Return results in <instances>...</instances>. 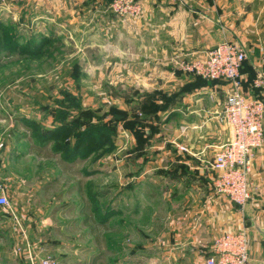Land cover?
I'll return each instance as SVG.
<instances>
[{"label": "rangeland", "instance_id": "obj_1", "mask_svg": "<svg viewBox=\"0 0 264 264\" xmlns=\"http://www.w3.org/2000/svg\"><path fill=\"white\" fill-rule=\"evenodd\" d=\"M113 1L0 0V133L17 121L46 123L57 130L56 139L50 137L56 151L66 150L68 158L88 157L60 175L56 192L50 195L54 202L62 203L56 220L62 219L58 225L66 234L58 232L59 242L21 241L16 222L0 210V222L9 226L8 230L0 226V264H42L56 253L53 259L58 264L148 263L143 254L145 242L149 234L159 236L163 195L156 177L146 180L152 186L145 183L135 187L136 191L128 190V169L132 173L140 169L137 157H143L140 153L148 147L151 151L146 157H161L160 139L175 134L176 119L170 109L179 98L168 91L150 93L141 82H127V60L135 54L129 51L135 42L128 32L129 23L143 12L120 16L111 8ZM139 40L142 43L143 36ZM118 74L122 81L117 80ZM202 84L197 79L196 86ZM196 86H185L183 91ZM119 125L127 129L122 128L123 142L132 133L137 147L122 144V140L117 144ZM85 132L89 144L78 153L77 143ZM56 160L63 165L59 157ZM96 162L103 165L97 173ZM117 183L122 187L119 216L126 223L121 227H113L114 215L106 212L116 198ZM85 200L91 205L90 212L83 208ZM54 209L52 206L49 212ZM91 211L95 221L83 222V215ZM104 214L102 224L99 218ZM250 230L251 243L262 242L251 225ZM156 248L159 250L158 243ZM35 252L41 257L26 261Z\"/></svg>", "mask_w": 264, "mask_h": 264}, {"label": "crops", "instance_id": "obj_2", "mask_svg": "<svg viewBox=\"0 0 264 264\" xmlns=\"http://www.w3.org/2000/svg\"><path fill=\"white\" fill-rule=\"evenodd\" d=\"M138 1L143 3V14L129 23L128 32L135 39L129 51L135 54L127 60V82H141L150 93L168 91L179 98L170 109L176 119L175 134H164L160 139L161 157H146L151 151L148 147L140 153L143 157H137L139 165L142 164L140 169L134 173L128 169V190L136 191L135 187L145 183L152 186L146 180L156 177L163 195L164 217L159 236L149 234L145 242L143 254L147 264H205L207 257L212 255L211 245L217 237L226 231L241 230L249 236L250 225L262 240L251 243L249 238L251 262L264 264L261 245L264 240L253 224L256 222L264 228V145L255 150L251 159L252 197L249 202L240 207L217 194L214 190L217 174L210 164L230 139V130L222 119L230 85L226 81H204L182 72L176 65L182 59L204 56L222 41L238 43L247 54L242 67L244 92L264 101V0ZM142 36L141 43L137 40ZM117 78L123 80L120 74ZM197 79L203 82L202 86H196ZM193 84L195 89L183 91L185 86ZM122 128L126 129L119 125L117 144L120 145L122 140V144L127 142L133 148L137 147L132 133L123 142ZM52 136L56 139L55 128L46 123L24 124L20 121L11 123L0 133V196L6 195L10 202L9 207L0 206V210L16 222L15 231L23 242H59L58 232L66 234L62 225H58L62 219L56 220L62 203L54 202L50 195L56 192L55 183L60 175L68 174L73 164L88 158L63 161L69 157L68 153L54 149ZM77 144L79 152L83 153L87 147L86 132ZM178 145L185 146L187 152L181 151ZM56 157L62 160V166ZM129 159L134 163L133 157ZM96 163L94 169L97 173L103 165ZM83 170L87 175V165ZM117 188L116 198L106 211H112L114 215L113 227L126 226L119 216L123 208L118 198L122 187L118 184ZM84 191L87 195V181L84 182ZM78 192L82 195L81 185ZM41 194L46 197H39ZM52 206L55 211L49 212ZM101 217L103 224L105 214ZM62 224L66 221L63 220ZM0 226H6L8 230L3 221ZM38 257L40 254L35 252L29 260L25 259L33 261Z\"/></svg>", "mask_w": 264, "mask_h": 264}, {"label": "built area", "instance_id": "obj_3", "mask_svg": "<svg viewBox=\"0 0 264 264\" xmlns=\"http://www.w3.org/2000/svg\"><path fill=\"white\" fill-rule=\"evenodd\" d=\"M111 8L120 16H139L143 5L138 0H114ZM247 59L244 48L225 40L191 60L182 59L179 68L186 74L203 80L226 81L230 94L224 105L222 119L230 130V139L217 152L211 169L216 172L214 190L232 203L244 207L252 197L251 159L255 150L264 145V101L249 96L242 84V67ZM187 152V148L180 146ZM6 195L0 196V206L9 207ZM212 255L205 264H252L249 236L245 230L226 231L212 245ZM42 264H58L53 258Z\"/></svg>", "mask_w": 264, "mask_h": 264}, {"label": "trees", "instance_id": "obj_4", "mask_svg": "<svg viewBox=\"0 0 264 264\" xmlns=\"http://www.w3.org/2000/svg\"><path fill=\"white\" fill-rule=\"evenodd\" d=\"M198 77V76H197ZM198 78H200V77H198ZM200 79H202V78H200ZM203 80V79H202ZM204 81H207V80H204ZM208 82V81H207ZM57 130H55V132H56ZM85 135V134H84ZM84 135H83V137H84ZM87 144H89V143H87ZM77 149V148H76ZM76 149H74V151L77 153L78 151L76 150ZM78 153H80V152H78ZM77 154H75V156H76ZM74 158H76V157H71V158H68V157H65V158H63L62 160L63 161H68L69 159L71 160V159H74ZM90 203V202H89ZM91 205H85V208H87L88 210H89V212H90V209H89V207H90ZM84 208V207H83ZM93 213H92V211H91V213L90 214H86L85 215V221H87V220H93V221H95L94 219H93Z\"/></svg>", "mask_w": 264, "mask_h": 264}, {"label": "water", "instance_id": "obj_5", "mask_svg": "<svg viewBox=\"0 0 264 264\" xmlns=\"http://www.w3.org/2000/svg\"><path fill=\"white\" fill-rule=\"evenodd\" d=\"M256 231L263 237L264 240V228L259 226L256 222H253Z\"/></svg>", "mask_w": 264, "mask_h": 264}]
</instances>
